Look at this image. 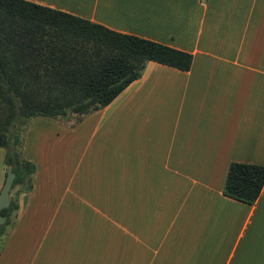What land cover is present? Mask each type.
Masks as SVG:
<instances>
[{
    "label": "crops",
    "instance_id": "obj_1",
    "mask_svg": "<svg viewBox=\"0 0 264 264\" xmlns=\"http://www.w3.org/2000/svg\"><path fill=\"white\" fill-rule=\"evenodd\" d=\"M30 1L192 61H148L83 117L70 199L21 191L2 264H264V184L224 193L231 162L264 165V0Z\"/></svg>",
    "mask_w": 264,
    "mask_h": 264
},
{
    "label": "trees",
    "instance_id": "obj_2",
    "mask_svg": "<svg viewBox=\"0 0 264 264\" xmlns=\"http://www.w3.org/2000/svg\"><path fill=\"white\" fill-rule=\"evenodd\" d=\"M150 60L185 70L192 56L30 0H0V147L15 172L11 188L17 185L1 209L0 234L12 223L19 193L33 184L35 164L22 155L26 123L38 117L79 122L139 77ZM263 184L264 165L233 161L224 193L252 203Z\"/></svg>",
    "mask_w": 264,
    "mask_h": 264
},
{
    "label": "rangeland",
    "instance_id": "obj_3",
    "mask_svg": "<svg viewBox=\"0 0 264 264\" xmlns=\"http://www.w3.org/2000/svg\"><path fill=\"white\" fill-rule=\"evenodd\" d=\"M22 125V122H17L16 128L19 130ZM88 125L87 119L73 122L72 119L38 117L29 120L23 127L21 131L22 155L36 166L33 181L47 182L46 191L48 192H44V195L48 194L47 199L59 200L61 196L65 198V202L70 199L72 170L77 162L78 152L83 147L82 143ZM6 170L5 148L0 147V180ZM16 190L17 185L11 188V194L14 195ZM15 223L16 214L12 223H8L4 233L0 234V264L12 246L9 236Z\"/></svg>",
    "mask_w": 264,
    "mask_h": 264
},
{
    "label": "water",
    "instance_id": "obj_4",
    "mask_svg": "<svg viewBox=\"0 0 264 264\" xmlns=\"http://www.w3.org/2000/svg\"><path fill=\"white\" fill-rule=\"evenodd\" d=\"M14 177L15 172L12 170L11 164H8L5 179L0 189V224H2L6 219V216L1 214V209L10 204V190Z\"/></svg>",
    "mask_w": 264,
    "mask_h": 264
}]
</instances>
